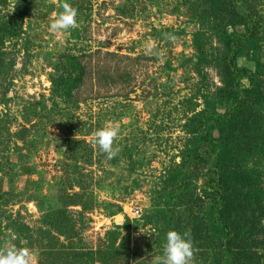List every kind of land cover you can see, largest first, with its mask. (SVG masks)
Returning a JSON list of instances; mask_svg holds the SVG:
<instances>
[{
  "label": "rangeland",
  "instance_id": "rangeland-1",
  "mask_svg": "<svg viewBox=\"0 0 264 264\" xmlns=\"http://www.w3.org/2000/svg\"><path fill=\"white\" fill-rule=\"evenodd\" d=\"M198 1L0 0V246L29 248L34 264H154L169 230L190 231L193 264L218 263L208 211L227 191L193 113L231 102L243 111L218 161L229 162L227 179L242 177L230 198L248 180L262 193L264 79L235 102L224 97L222 43L196 17ZM64 2L78 10L77 26L50 33ZM251 2L264 21V0ZM242 53L237 64L253 68ZM257 57L264 65V45ZM109 124L120 129L111 160L92 143ZM177 171L186 185L173 183ZM132 205L139 218L125 212ZM244 206L231 213L252 223ZM248 237L257 249L264 233Z\"/></svg>",
  "mask_w": 264,
  "mask_h": 264
},
{
  "label": "trees",
  "instance_id": "trees-1",
  "mask_svg": "<svg viewBox=\"0 0 264 264\" xmlns=\"http://www.w3.org/2000/svg\"><path fill=\"white\" fill-rule=\"evenodd\" d=\"M198 2L202 6L200 13L196 17L200 21L202 20V26H207L212 30L222 43L221 70L226 75L224 97L235 102L242 95L243 90L259 89L264 79V65L257 57L264 45V21L260 18L251 0H200ZM3 24L7 30L17 26V24L12 26L8 23V20H4ZM199 32L195 34L196 38L199 37ZM1 37L2 32L0 33ZM201 45L199 41H195L196 47ZM244 51H247L249 55L251 54L250 59L254 62L253 68L237 64V57L242 55ZM199 62L201 61L199 60ZM242 79L248 81L249 87H244L241 90L237 86L241 85ZM234 84H237V86L233 87ZM228 106H226L225 111L222 113L216 111V109L211 110L208 105L193 113H199L198 129H200L199 140L201 144L207 146V153L216 154L215 158L217 160L215 164L220 169L216 172L220 173L219 177L221 178L220 181L217 178V183L225 189V192L227 191L226 196L221 195V197L210 201L208 211L210 223L207 225L206 230H210L207 231L211 233L208 235L209 238L219 240V244L215 245L217 249L215 253L217 255V264H240V261H244L241 264H263L262 255L259 253V250L264 249V237L257 241V249H252L245 245L248 243L249 235L264 233V227L259 221L264 217V196L261 195L264 192L262 191L261 193L259 189L256 190L255 184L248 180L242 185L248 186L247 191L243 195L239 194L237 198L236 196L230 198L229 194L231 195V193L227 189L228 185L238 179L242 180V177L234 174V177L227 179L228 174H230L227 170L229 162L227 160L218 161L222 151L221 148L229 147L232 150V145L227 140L236 131L234 130L236 128V124H234L235 118L243 113L242 110L238 111V106L232 102ZM236 112L237 114L235 115ZM209 120H212V122L207 123ZM214 128L218 130V137L212 134ZM252 146L254 147V145ZM248 149L249 145L247 146ZM250 149L253 150L252 148ZM181 176V171H177L173 183L186 185L187 183L183 181ZM255 176L260 179L259 172L256 171ZM211 180L213 181V179ZM180 181L182 182L180 183ZM233 191L235 190L233 189ZM181 196L183 195H177L175 201L181 200ZM244 200L246 201V206L244 207L251 209V218L254 220L252 223L248 222L247 218V220L244 218L243 212L231 213ZM169 202L172 201L169 200ZM255 208L258 210L257 213L255 212ZM216 209H219V220L215 221L216 218L213 216ZM171 211L170 208L168 210L169 217L166 218L167 221L171 220ZM231 217L233 220H231ZM255 217L258 219L259 226L254 225L256 222ZM231 222H234V224ZM206 241L204 249L210 248L212 245V242L210 243L207 239ZM245 251H247V254Z\"/></svg>",
  "mask_w": 264,
  "mask_h": 264
},
{
  "label": "clouds",
  "instance_id": "clouds-1",
  "mask_svg": "<svg viewBox=\"0 0 264 264\" xmlns=\"http://www.w3.org/2000/svg\"><path fill=\"white\" fill-rule=\"evenodd\" d=\"M61 7L63 10L54 14V18L48 25L50 33H64L77 26L78 10L67 2H64ZM119 134V126L109 124L92 134V143L100 153L106 154L111 160L120 151L118 146L114 147ZM194 255L190 231L181 234L175 230H169L166 233L163 253L155 258L154 264H193ZM0 264H34V256L27 247L0 246Z\"/></svg>",
  "mask_w": 264,
  "mask_h": 264
},
{
  "label": "built area",
  "instance_id": "built-area-1",
  "mask_svg": "<svg viewBox=\"0 0 264 264\" xmlns=\"http://www.w3.org/2000/svg\"><path fill=\"white\" fill-rule=\"evenodd\" d=\"M125 212H127V214H131V216L134 218H139L142 214L141 207L137 205L129 206V213L128 211H125Z\"/></svg>",
  "mask_w": 264,
  "mask_h": 264
}]
</instances>
